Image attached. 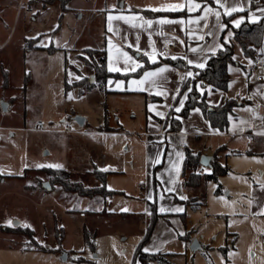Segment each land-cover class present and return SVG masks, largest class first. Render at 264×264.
<instances>
[{"label": "rangeland", "instance_id": "374dc122", "mask_svg": "<svg viewBox=\"0 0 264 264\" xmlns=\"http://www.w3.org/2000/svg\"><path fill=\"white\" fill-rule=\"evenodd\" d=\"M166 3L173 0H69L65 7L61 0H0V102L8 103L5 112L0 105V264H132L151 222L145 97L80 94L71 84L83 76L94 80L89 63L103 48L105 10ZM35 37L36 47L23 53L20 43ZM87 48L99 52L89 55ZM235 48L234 58L248 64ZM24 75L29 79L21 94ZM230 75L236 89V73ZM75 116L85 119L83 126ZM209 145L214 152L219 144L206 140ZM232 157L220 155L227 175L189 189L184 215L159 216L147 252L171 253L173 264H264V217L253 214L262 205L250 191L251 175L240 170L245 157L234 156L239 164L231 166ZM57 164L63 167H48ZM48 168L68 171L71 181L92 192L103 191L96 177L104 172V188L114 193L80 196L52 179ZM45 181L50 191L42 188ZM10 220L19 225L9 226ZM84 228L93 247L84 241ZM194 239L201 245L196 252Z\"/></svg>", "mask_w": 264, "mask_h": 264}, {"label": "crops", "instance_id": "0c3cea01", "mask_svg": "<svg viewBox=\"0 0 264 264\" xmlns=\"http://www.w3.org/2000/svg\"><path fill=\"white\" fill-rule=\"evenodd\" d=\"M189 2L190 0H183V2L173 0V3L188 4ZM191 2L201 4V8L190 13L185 10L176 17H147L143 11L151 7L131 6V8H125L122 4L119 8L103 12L104 34L101 50H104L105 53L107 69H120L111 72L132 73L133 71L130 70L132 61L127 59L128 56H132L142 65L145 60L154 63L153 60L157 62L160 59H172L175 56L183 59L187 66L185 70L181 71L170 65L160 64L146 71L156 72L159 68L164 67L168 70L145 80L143 84L133 83V81L138 82L144 79V72L139 77H131L127 81L111 80L112 83L108 82V90L135 92L145 97L147 113L146 168L148 172V183L145 189L148 193V204L156 203L159 216L185 214L186 206L182 203L185 199L181 197H186L187 193H191L182 183L186 147L195 152L199 151L201 155L214 157L216 154L219 162L221 153H226V158L233 156L229 158L231 166L239 164L238 158L234 156L242 157L243 155L245 157L243 158L245 159L244 168L240 170L251 175L250 191L253 196H255L254 194L258 195L262 208L264 207V69L252 68L253 61L243 57L242 53L244 60H249L248 64L241 58H234L236 49L234 44L233 58L236 63L228 66L229 84L226 91L214 90L209 86L203 90L210 108L216 107L225 99L237 100L224 131L212 128L199 108L191 109L188 116L180 120L181 128L178 132L167 131L168 122H165V119L169 110L177 112L175 109L181 108L179 101L183 100L184 102L185 100L184 93L179 95L182 81L191 77L194 69H203L209 57L222 47L221 38L224 29L222 28V18L228 16L226 15L228 7L235 6L239 9L232 13L229 20V25L236 28L237 26L232 23L234 20L257 22L263 17L264 11L261 10L264 9V0H226L225 7H220L213 0H207V5L206 0H191ZM205 6L211 7L213 12L205 13L203 10ZM216 11L221 14L219 21L215 17ZM109 16L112 17L111 20H109ZM117 17H124V19H117ZM160 18L182 19L184 23L159 25L156 20ZM147 19L153 20L152 28H148L144 24L143 21ZM229 33V31L225 33V40L230 38ZM35 38L38 40V37ZM25 40L26 38L23 39V43ZM23 43L20 44L23 45ZM130 44L134 46L129 47ZM137 48L140 51H137ZM191 49H196V51ZM144 51H147L149 55L144 56ZM149 56L153 59H149ZM189 60L192 61L191 64L188 63ZM199 64L204 66L198 67ZM126 66L129 68L127 73L124 71ZM231 71L236 73L234 78L237 79L239 85L236 89L233 87ZM239 71H242L241 76H238ZM189 72L192 73L191 76L187 75ZM258 77L261 80H258ZM151 96L158 100L150 99ZM255 97L259 100L257 106L254 101ZM242 107L247 109L243 110ZM206 140L219 144L218 149L211 152L213 147L209 145V150H207ZM177 152L181 155L177 156ZM207 169L209 171V168ZM252 203H256V200L254 199ZM161 208L165 211L162 212ZM174 208H183L184 211H171ZM261 208L255 209L253 214L259 213ZM260 216L264 217V215Z\"/></svg>", "mask_w": 264, "mask_h": 264}, {"label": "trees", "instance_id": "16d2710c", "mask_svg": "<svg viewBox=\"0 0 264 264\" xmlns=\"http://www.w3.org/2000/svg\"><path fill=\"white\" fill-rule=\"evenodd\" d=\"M63 7L69 0H61ZM182 12H152L144 10L143 14L147 17L158 16H179ZM232 16L222 18L223 25H227L223 29L221 43L222 47L213 55H211L203 69H194V73L191 77H187L182 81L179 95L185 94V100L180 108L179 112H174L172 109L167 113L165 122H168L167 131L178 132L181 128L180 120L186 118L189 111L193 108H199L204 118L209 122L212 128L218 131H224L227 128L229 117L233 114V108L237 104L235 99H225L222 103L216 107L210 108L206 102L205 91L207 86L214 90L226 91L229 84L228 66L235 64L236 61L233 58L234 44H238L243 57L254 60L264 54V16L257 22H249L248 20L242 21L238 27L232 28L229 25V20ZM231 33L229 39L225 40L224 35L227 32ZM37 38L26 39L23 43V52L30 51L36 47ZM86 53L99 52L98 49H85ZM98 58H94L89 63V66L93 71V79L89 76H83L79 80L72 82V86L79 89L80 94H84L92 90L109 91L108 82L116 81L118 79L127 81L131 77H139L143 72L160 64H167L175 67L181 71L187 68L185 61L181 58L176 59H160L155 63H149L145 60L143 67L137 71L127 74H120L118 72H111L107 69L104 50H100ZM92 55V54H89ZM80 59H85L79 56ZM2 73V87H8V74L7 71L1 68ZM28 76L24 75L23 84L21 86V94L25 91V86L28 83ZM191 89V91H188ZM150 99L158 100V98L150 97ZM201 153L195 152L189 147L185 148V155L183 160L182 169V183L184 187L188 189L201 188V186L207 181H218V177L226 175L229 172V168L225 164H221L216 154L214 155V161L212 162V168L208 172L203 171V167L199 164V157ZM52 179L59 181L63 187L76 191L78 195L90 198L91 196H102L103 199L113 194V191L104 188L103 178L104 172H101V177L96 179L103 186L102 192H92V189H88L82 186L81 182L71 181L70 174L66 170L49 169ZM97 173V172H96ZM49 182V181H48ZM51 185V183L49 182ZM52 187V186H51ZM221 188L218 185L215 193L220 194ZM194 197V196H193ZM192 200V196L190 198ZM182 201L185 206L191 205V200ZM200 204V203H199ZM159 214L157 211L156 203H149V219L150 225L146 229L143 239L137 245L132 258V264H173L170 258L173 256L171 253L161 252H145L144 247L153 231L154 225L157 221ZM16 228V227H14ZM21 230V229H19ZM28 237L32 236V230L29 228H22ZM84 241L93 247L92 242L86 228L83 229ZM32 247L39 248L37 243L32 241ZM27 247V246H26ZM27 247V248H32ZM25 248V249H27Z\"/></svg>", "mask_w": 264, "mask_h": 264}, {"label": "snow or ice", "instance_id": "6c2138e0", "mask_svg": "<svg viewBox=\"0 0 264 264\" xmlns=\"http://www.w3.org/2000/svg\"><path fill=\"white\" fill-rule=\"evenodd\" d=\"M213 2L215 4H219L220 7H225V4H226V0H213ZM206 5H207V0H206ZM201 8V4L199 3H193L190 2L188 4H185V3H166V4H161L160 6L158 7H151L150 11L152 12H177V11H180V12H183V11H187V12H194L196 10H199ZM204 12L205 13H211L213 12V9L209 6H205L204 7ZM239 9H237L235 6H230L228 7L227 9V12H226V15L228 16H231L233 12H236L238 11ZM261 11H264V9H262ZM220 12L216 11L215 12V17L217 19V21H219L220 19ZM112 17L109 16V20H111ZM117 19H124V17H117ZM145 25H147L148 28H152L153 26V20L151 19H147V20H144L143 21ZM156 23L159 24V25H172V24H181V23H184V21L182 19H169V18H160L158 20H156ZM232 23L235 25V26H239V24L241 23L240 20H234L232 21ZM134 26V25H133ZM227 25H223L222 28H226ZM111 30V29H110ZM229 35H231V33H229ZM137 40H139V37H137ZM134 45L130 44L129 47H133ZM192 51H196V49H191ZM137 51H140L139 48H137ZM125 55L127 56V53H125ZM143 55L144 56H148V52L147 51H144L143 52ZM127 59L129 61H132V66L130 68L131 71L135 72L137 70V68H141L143 67L142 64H140L137 60H135L132 56H128ZM149 59H153L151 56H149ZM172 59H176L175 56L172 57ZM153 62L155 63V60H153ZM189 64L192 63L191 60L188 61ZM198 67H203L204 65L203 64H199L197 65ZM120 69H113V68H109V71H119ZM168 69L166 67L164 68H159L156 72H149V71H145L143 73V77L144 79L140 80V81H133V83H139V84H143L145 82V80H148L150 79L151 77H154V76H157L159 74H162L164 73L165 71H167ZM124 71L127 73L129 71V68L126 66ZM187 75L191 76L192 73L189 72L187 73ZM80 77H77V79H79ZM166 79V78H165ZM109 83H112L111 81H109ZM154 83V81H153ZM119 86V84H118ZM188 91H191V89H188ZM157 94H160V93H157ZM71 98V97H69ZM179 103L181 104V106L183 105V100L179 101ZM177 112L180 111V108H176L175 109ZM177 156H180L181 153L177 152L176 153ZM37 167H44V165H37ZM48 167H57V168H60V167H63V165H48ZM182 199H187V197H181ZM162 212L165 211V209L161 208L160 209ZM124 211H127V209H124ZM171 211H175V212H183L184 209L183 208H174V209H171ZM256 215H264V207L261 208V211L259 213H255ZM9 226H12L15 222L14 221H8L7 222ZM25 227H30L29 225H25ZM145 252L149 251L147 248L144 249Z\"/></svg>", "mask_w": 264, "mask_h": 264}, {"label": "water", "instance_id": "95a60500", "mask_svg": "<svg viewBox=\"0 0 264 264\" xmlns=\"http://www.w3.org/2000/svg\"><path fill=\"white\" fill-rule=\"evenodd\" d=\"M92 80V78H90ZM0 105H1V110L3 112H5L8 108V103L5 102V101H1L0 102ZM76 123L79 125V126H83L84 122H85V119L81 116H75L73 118ZM214 161V157L211 156V155H200L199 157V164L202 166V167H206V168H209L211 169L212 168V162ZM42 188L44 190H47V191H50L51 190V185L49 184L48 181H45L41 184ZM15 223L13 224V226H18L19 225V222L18 221H14ZM190 249L192 250V252H196L198 249H201V245L198 243V241L196 239H194L191 244H190Z\"/></svg>", "mask_w": 264, "mask_h": 264}, {"label": "built area", "instance_id": "2783aa9c", "mask_svg": "<svg viewBox=\"0 0 264 264\" xmlns=\"http://www.w3.org/2000/svg\"><path fill=\"white\" fill-rule=\"evenodd\" d=\"M252 68L254 69H264V56L257 57L253 60ZM258 80H261L260 77H258Z\"/></svg>", "mask_w": 264, "mask_h": 264}]
</instances>
